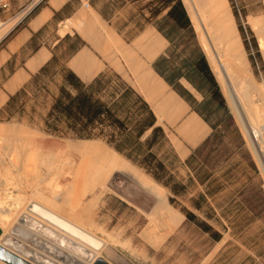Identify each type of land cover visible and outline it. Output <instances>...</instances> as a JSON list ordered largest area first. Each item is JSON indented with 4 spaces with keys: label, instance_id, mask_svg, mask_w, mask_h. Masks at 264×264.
I'll return each instance as SVG.
<instances>
[{
    "label": "rangeland",
    "instance_id": "1",
    "mask_svg": "<svg viewBox=\"0 0 264 264\" xmlns=\"http://www.w3.org/2000/svg\"><path fill=\"white\" fill-rule=\"evenodd\" d=\"M224 1H228L227 9L238 39L244 46L249 70L257 84L262 85L264 43L261 34L264 29V0ZM183 2L191 18L186 0ZM191 22L193 29H181L178 32L179 44L173 45L168 52L169 58L161 62V68L168 76L174 69L182 68V71H187L184 68L185 61L196 56L197 52H204L207 58L192 18ZM116 24L121 26L120 21ZM207 61L209 63L208 58ZM108 74L113 75L110 71ZM213 74L221 91L220 97H214L209 90L210 85L192 74L195 83L203 88H197L200 92H196L197 95L200 99L205 97L202 102H198V109L215 126L210 139L191 156L185 157L179 154L166 135H160L156 141L142 145L130 158L103 137L80 138L46 130L45 119L54 96L59 93L60 86L66 83L65 69L59 60L54 61L43 75L36 77L15 98L12 105L0 114V119L15 120L20 123L18 126L21 125V132L18 134L11 124H5V135H16L21 140L26 136L27 130H33L45 142L55 140L51 146L54 151H59L61 147L57 145L66 142L65 140H100L162 185L167 202L183 214L172 223L169 213L163 209L155 210V193L124 171L109 179L108 186L112 190H102L97 186L92 191L88 190L86 196H81V203H75V199L64 190L65 177L61 170L62 174L58 171L56 175V170L51 173L46 167L31 168L27 164L28 155L24 154L26 161L24 155L18 156L15 153L14 146L18 139L0 138V227L20 224L17 218L26 207L28 212L35 215L28 205L31 200H36L45 205L56 206L57 209L66 207L64 216L86 225L89 231L107 241V246L98 250L100 253L97 258L106 260L111 255L117 258L126 256L129 259L132 257L135 264H150L148 256H153L156 249L163 247L157 253L156 264H264V157L253 142L249 119H245L236 106L230 105L214 71ZM181 80L189 85L186 81H190L186 77ZM44 83L49 84L48 89L39 90ZM176 83L185 91L179 80ZM252 95L253 99L256 98L255 102H261L258 90L255 89ZM23 104L24 110H21ZM263 118L259 122L256 120L260 123L256 125L259 128L262 126L258 128L260 131H264ZM261 133L264 136V132ZM149 134L150 130L142 139ZM159 162L164 163V170L148 169L157 167ZM52 174L58 178L57 181ZM156 174L162 177L158 179ZM174 185L181 188V193L172 190ZM59 196H68L69 203H55ZM90 201V211L82 212V206ZM6 229L7 231L4 228L6 234L16 236L11 227ZM40 250L43 251V248ZM0 264L8 263L0 259Z\"/></svg>",
    "mask_w": 264,
    "mask_h": 264
},
{
    "label": "crops",
    "instance_id": "2",
    "mask_svg": "<svg viewBox=\"0 0 264 264\" xmlns=\"http://www.w3.org/2000/svg\"><path fill=\"white\" fill-rule=\"evenodd\" d=\"M145 2L6 0V5L0 4V114L12 96L32 84L37 75L44 74L42 69L56 60L84 82L109 70L119 74L149 103L156 124L164 129L179 154L191 156L210 139L215 128L198 109V102L205 97L200 99L197 87L188 81L186 85L181 80L184 76L179 78L184 96L156 69V61L169 58L171 42L154 23L144 18L143 12L148 15L143 9ZM44 86L48 88L49 84ZM11 123L20 124L0 119V125ZM54 202L66 205L69 200L59 196ZM30 203L84 229L64 216L66 207L57 209L36 200ZM4 233L0 227V235ZM15 235L12 237L20 238ZM162 248H155L156 253L148 256L150 264H156L157 253ZM130 258L111 255L106 260L111 264H135Z\"/></svg>",
    "mask_w": 264,
    "mask_h": 264
},
{
    "label": "bare ground",
    "instance_id": "3",
    "mask_svg": "<svg viewBox=\"0 0 264 264\" xmlns=\"http://www.w3.org/2000/svg\"><path fill=\"white\" fill-rule=\"evenodd\" d=\"M186 2L209 63L221 84L225 96L230 105L233 107L236 106L243 117L249 119L248 126L253 142L257 146L260 154L264 157V136L261 133L264 131L259 130L262 126L259 128L256 125V120L259 122L264 117V114H262V110H264V84H257L253 74L249 70L244 46L241 45L242 41L240 42L238 39L233 25L234 22H232L227 9L228 5L226 4L228 3L226 2L228 1L186 0ZM261 36L262 43H264V29L262 30ZM255 89L258 90L260 97L257 98L259 102L261 101L260 103L255 102L256 98L253 99L255 93L253 95L252 93ZM257 124L260 125V123ZM11 126L16 129L18 134L21 132L19 128L21 125L18 126L17 124L11 123ZM5 128V124L0 125V138L20 139L16 135H5ZM23 137V139L16 141L14 146L15 153L18 156L28 155V163L24 155L26 158L25 162L31 168L46 167L49 172L56 170V173L54 172L56 175L61 170L65 177L63 180V183H65L64 190L67 195H71L70 197L73 200L75 199V203L80 202L81 196H86L85 193L88 190L92 191L97 186H100L102 190H112L108 186L109 179L114 174L124 171L130 174L136 182L148 187L155 193L157 200L155 210L163 209L169 213L172 218V223L183 214H180L167 202L165 190L162 185L146 175L138 167L132 165L118 151L100 140H65L66 142H61L57 145L59 143L58 141L54 145L60 146L61 149L54 151V147L52 148L51 146L55 140L54 142H45V139L42 140L36 131L27 130L26 136ZM62 156L64 157L63 160L61 159ZM26 171L27 173L29 172L28 170ZM37 177L40 176L37 175ZM53 178L56 179L54 176ZM47 183L49 184V182ZM66 197L68 198V196ZM91 205L92 201L83 205L82 212H89ZM28 207L32 213L42 219L28 212L26 207L17 218L20 224L14 225L9 223L10 226L4 227L5 231H7L6 228L11 227L13 232L18 234L20 238L15 239L5 232L0 237V244L17 254L20 253V256L33 263L35 262V264H92L93 261H96L100 253L98 250L102 247L104 248L107 244V241L97 237L94 233H90L91 231L87 229L88 227L86 228V225L78 221L89 232L36 203H29ZM55 208L57 207L55 206ZM40 248H43V251Z\"/></svg>",
    "mask_w": 264,
    "mask_h": 264
},
{
    "label": "trees",
    "instance_id": "4",
    "mask_svg": "<svg viewBox=\"0 0 264 264\" xmlns=\"http://www.w3.org/2000/svg\"><path fill=\"white\" fill-rule=\"evenodd\" d=\"M145 1L143 9L148 15L145 16L143 12V16L154 23L170 40V51L173 45L179 44L177 35L181 29L190 31L193 29L186 6L183 0ZM164 59L166 57L160 58L154 65L182 95L186 96L185 92L178 87L176 80L183 76L199 90H203L202 86L195 83L192 75L195 74L210 85L209 90L214 97L221 96L219 85L204 52H197L196 56L185 61L184 68L187 71H182V68L174 69L170 76L161 68V62ZM47 69L48 67H44L41 72L45 73ZM64 69L66 83L60 86L59 93L54 96L45 119L46 130L80 138L103 137L130 158L145 143L149 144L156 141L160 135H166L164 129L156 124L157 119L149 103L119 74L110 71L113 75H109L108 70V72L100 73L93 80L84 82L72 70ZM26 88L11 97L6 109ZM43 89L48 88L43 85L39 90ZM24 106L25 104L22 105L21 110H24ZM200 113L203 115L201 111ZM148 130L150 134L143 140ZM164 167V163L159 162L157 167H148V169L150 171L154 168L164 170ZM156 177L160 179L162 175L156 174ZM172 190L175 193L182 191L178 185L172 186Z\"/></svg>",
    "mask_w": 264,
    "mask_h": 264
},
{
    "label": "water",
    "instance_id": "5",
    "mask_svg": "<svg viewBox=\"0 0 264 264\" xmlns=\"http://www.w3.org/2000/svg\"><path fill=\"white\" fill-rule=\"evenodd\" d=\"M212 69V68H211ZM0 259L8 264H35L26 258L20 256L4 245L0 244ZM93 264H110L103 258H97Z\"/></svg>",
    "mask_w": 264,
    "mask_h": 264
},
{
    "label": "built area",
    "instance_id": "6",
    "mask_svg": "<svg viewBox=\"0 0 264 264\" xmlns=\"http://www.w3.org/2000/svg\"><path fill=\"white\" fill-rule=\"evenodd\" d=\"M0 4L6 5V0H0Z\"/></svg>",
    "mask_w": 264,
    "mask_h": 264
}]
</instances>
